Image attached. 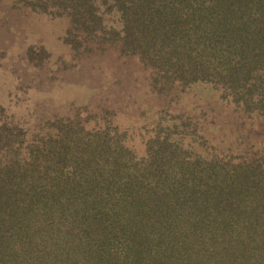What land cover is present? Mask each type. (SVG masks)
<instances>
[{
    "label": "trees",
    "instance_id": "16d2710c",
    "mask_svg": "<svg viewBox=\"0 0 264 264\" xmlns=\"http://www.w3.org/2000/svg\"><path fill=\"white\" fill-rule=\"evenodd\" d=\"M13 9L62 25L75 67L116 58L119 86L133 70L165 103L203 83L264 119V0H0L2 24ZM20 54L24 77L0 61L13 88L56 74L41 42ZM109 102L0 100V264H264V123L216 144L192 116L122 124Z\"/></svg>",
    "mask_w": 264,
    "mask_h": 264
},
{
    "label": "rangeland",
    "instance_id": "374dc122",
    "mask_svg": "<svg viewBox=\"0 0 264 264\" xmlns=\"http://www.w3.org/2000/svg\"><path fill=\"white\" fill-rule=\"evenodd\" d=\"M8 14H12L17 19L14 23L19 25V29L15 28L18 26H10L9 23L2 24L3 21H0V41L4 47L10 48L4 56L0 57V61L17 68L19 74L24 77L22 70L25 69L26 62L22 60L20 51L30 42H41L50 51L47 58L48 65L58 66L57 70L55 69L56 74L52 77L46 72V67L44 68L45 71L43 70L36 89H31L30 86L13 88L15 76L0 70V100L4 99L5 102L10 101L11 103L19 100L27 108L34 106L39 116L62 113L70 105L110 101L109 103L116 110L117 118L119 117L122 124L156 123L161 119L166 120L171 114L182 113L194 117L202 125L203 134L216 144H222L218 138L220 135L218 130L224 131L231 127V124L236 123V127H231L236 129L263 126L260 124L264 123L263 118H240V114L231 105H225L214 89L207 84H193L173 98L170 97L175 94H171L166 98L170 99L165 100V104L160 96H155L148 91L141 75L134 73L133 70H131V75L122 79L120 86L115 81L113 82L110 74H114V78L115 76L120 78L121 73L111 68L110 71L107 66L109 62L113 66H118L119 62L116 58L113 61L109 60L110 58L103 61L101 55L88 62L86 59L89 58L88 56L82 60L80 67H75L76 63L73 65L71 63L76 59L70 58L68 50L60 39L62 25L53 19L38 15L25 17L18 22L20 15L14 9L9 10ZM65 61L66 66H64ZM97 73L99 75H96ZM157 108H162V111L160 112ZM256 137L264 140V135Z\"/></svg>",
    "mask_w": 264,
    "mask_h": 264
}]
</instances>
